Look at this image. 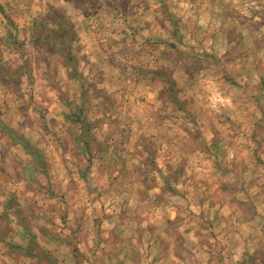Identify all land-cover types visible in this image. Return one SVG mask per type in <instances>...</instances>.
<instances>
[{"label": "rangeland", "instance_id": "rangeland-1", "mask_svg": "<svg viewBox=\"0 0 264 264\" xmlns=\"http://www.w3.org/2000/svg\"><path fill=\"white\" fill-rule=\"evenodd\" d=\"M0 264H264V0H0Z\"/></svg>", "mask_w": 264, "mask_h": 264}]
</instances>
